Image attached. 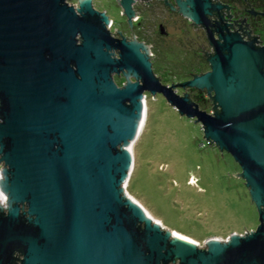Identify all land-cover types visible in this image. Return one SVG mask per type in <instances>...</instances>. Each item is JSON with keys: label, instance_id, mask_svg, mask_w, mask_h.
Returning <instances> with one entry per match:
<instances>
[{"label": "water", "instance_id": "obj_1", "mask_svg": "<svg viewBox=\"0 0 264 264\" xmlns=\"http://www.w3.org/2000/svg\"><path fill=\"white\" fill-rule=\"evenodd\" d=\"M68 1L0 0V264H264V46L209 30L211 71L170 87L141 45L113 36L93 0ZM119 2L131 22L135 0ZM184 6L204 27L221 9ZM121 72L119 88L112 74ZM179 87L208 90L215 113ZM148 94L199 123L240 166L254 232L199 246L128 194Z\"/></svg>", "mask_w": 264, "mask_h": 264}, {"label": "rangeland", "instance_id": "obj_2", "mask_svg": "<svg viewBox=\"0 0 264 264\" xmlns=\"http://www.w3.org/2000/svg\"><path fill=\"white\" fill-rule=\"evenodd\" d=\"M68 2L78 6L77 0ZM93 5L116 24L124 25L119 0H93ZM143 17L142 36L152 40V27L161 16L149 13ZM172 28L168 24L170 33ZM255 30L261 35L263 43L258 45L262 47L264 20ZM185 42L195 43L196 50L199 43H205L197 32ZM179 53L175 47L170 56L176 58ZM181 65L180 82L184 72L192 69L188 67L193 66L186 69ZM146 102L148 117L134 147L135 165L128 194L164 226L195 240L199 246L209 238L227 240L232 233L244 236L254 232L259 225L258 210L232 156L210 144L201 125L179 114L163 97L148 95ZM203 110L213 111L211 106Z\"/></svg>", "mask_w": 264, "mask_h": 264}, {"label": "flooded vegetation", "instance_id": "obj_3", "mask_svg": "<svg viewBox=\"0 0 264 264\" xmlns=\"http://www.w3.org/2000/svg\"><path fill=\"white\" fill-rule=\"evenodd\" d=\"M181 4H179V2ZM188 0H135L134 16L131 18L122 15L125 19L124 25H118L111 20V32L116 39H125L127 43L141 45V52L147 54L149 61L152 63L153 73L159 77L166 86H179L189 82L198 76H202L211 71L210 59L215 54L213 45L210 43L209 30L213 32L216 39H219L217 30H229V32L239 33L245 41L262 40L261 35L257 32L256 25L264 20V0H212L214 5L221 7L219 11H212L209 15V26H197L181 9L186 8L184 4ZM182 6V7H181ZM187 10L190 5H186ZM155 11V12H152ZM155 13L161 16L152 27V40L144 38L142 35V24L145 23L143 16ZM168 15V16H166ZM110 19V18H109ZM168 24L175 27L172 33L168 31ZM163 28L164 33L160 30ZM202 36L205 43H199V49L196 50L195 43H186L190 36L195 33ZM177 36V38H176ZM175 39H178L174 41ZM175 47L180 51L179 56L172 58L170 54ZM117 55L119 51H115ZM183 54L181 58L180 54ZM187 69L193 65L191 70L183 73L182 65ZM179 67V69H177ZM171 78L176 80L172 81ZM115 84L122 88L126 84L125 72L121 74H112ZM178 94L189 95L190 100L196 104H201V97L207 95L211 105H215L209 96L208 90L199 88H178ZM150 96V94H148ZM148 98V96H147ZM164 99V98H163Z\"/></svg>", "mask_w": 264, "mask_h": 264}, {"label": "bare ground", "instance_id": "obj_4", "mask_svg": "<svg viewBox=\"0 0 264 264\" xmlns=\"http://www.w3.org/2000/svg\"><path fill=\"white\" fill-rule=\"evenodd\" d=\"M146 114L148 115V105H147V102H146ZM148 117V116H147ZM146 120H147V118H146ZM145 125H146V121H145ZM144 125V127H146ZM144 130V129H143ZM135 155V154H134ZM134 161H135V157H134ZM134 165H135V162H134ZM134 165H133V168H134ZM133 171V170H132ZM193 183V182H192ZM132 197V196H131ZM132 198H134V197H132ZM135 199V198H134ZM136 200V199H135ZM137 201V200H136ZM138 202V201H137ZM140 205H141V207L145 210V212L150 216V217H152L154 220H157V221H159L158 219H155L154 217H153V215H151V213L140 203V202H138ZM161 224H162V222H161ZM163 225V224H162ZM174 231V230H173ZM176 234H179V235H181V236H184L183 234H181V233H179V232H177V231H174ZM249 234V233H248ZM184 237H187V236H184ZM187 238H189V237H187ZM189 239H191V238H189ZM191 240H193V239H191ZM193 241H195V240H193ZM196 242V241H195Z\"/></svg>", "mask_w": 264, "mask_h": 264}, {"label": "trees", "instance_id": "obj_5", "mask_svg": "<svg viewBox=\"0 0 264 264\" xmlns=\"http://www.w3.org/2000/svg\"><path fill=\"white\" fill-rule=\"evenodd\" d=\"M206 97H207V95L205 96V98H204V96L201 97V100H200L201 101V104L199 105L200 108L203 110V109H206V108L208 109L211 106V108L213 109L214 108V105H209V100Z\"/></svg>", "mask_w": 264, "mask_h": 264}, {"label": "built area", "instance_id": "obj_6", "mask_svg": "<svg viewBox=\"0 0 264 264\" xmlns=\"http://www.w3.org/2000/svg\"><path fill=\"white\" fill-rule=\"evenodd\" d=\"M259 43H263V42H262L261 40H258V42H256V45H257L258 47H259V45H258ZM263 45H264V44H263ZM263 45H262V46H263ZM260 47H261V46H260ZM212 110H213V111H211L210 114H214V113H215L214 108H213Z\"/></svg>", "mask_w": 264, "mask_h": 264}, {"label": "clouds", "instance_id": "obj_7", "mask_svg": "<svg viewBox=\"0 0 264 264\" xmlns=\"http://www.w3.org/2000/svg\"><path fill=\"white\" fill-rule=\"evenodd\" d=\"M110 28H111V26H110ZM147 96V95H146ZM210 114V113H209Z\"/></svg>", "mask_w": 264, "mask_h": 264}]
</instances>
